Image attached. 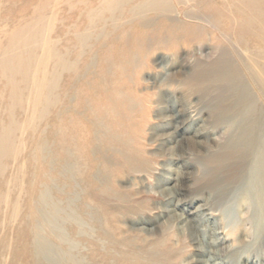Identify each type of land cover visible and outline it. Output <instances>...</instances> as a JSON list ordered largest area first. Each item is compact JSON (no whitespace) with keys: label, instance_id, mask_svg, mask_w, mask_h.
Segmentation results:
<instances>
[{"label":"rangeland","instance_id":"obj_1","mask_svg":"<svg viewBox=\"0 0 264 264\" xmlns=\"http://www.w3.org/2000/svg\"><path fill=\"white\" fill-rule=\"evenodd\" d=\"M99 6L0 0V49L45 16L74 67L17 161H0V264H50L35 255L37 231L54 264H264L261 159L231 148L235 129L216 125L211 106L227 94L223 83L192 79L227 59L240 68V50L184 14L202 32L154 13L132 22L127 6L98 16L78 46L75 34ZM229 20L220 22L231 34ZM242 36V47L264 53L262 39ZM6 82L0 72V122L11 115Z\"/></svg>","mask_w":264,"mask_h":264},{"label":"bare ground","instance_id":"obj_2","mask_svg":"<svg viewBox=\"0 0 264 264\" xmlns=\"http://www.w3.org/2000/svg\"><path fill=\"white\" fill-rule=\"evenodd\" d=\"M202 1L203 7L200 6L201 0H98L102 10L89 8L86 15L87 29L82 32L77 30L76 32L80 33L75 34V40L78 46L85 43L86 39L91 37L98 16H102L104 12L113 16L124 6L128 7L130 21L142 19L147 13H154L168 23L175 22L176 28L202 32L198 27L184 25L185 21L181 17L185 16L219 32L223 39L240 50L239 60L242 66L237 68L232 60L227 59L213 69L195 74L192 79L196 81L216 79L217 82L223 83L220 88L227 91V94H219L212 100L213 118L217 120L216 125L227 124L235 129L229 140L231 148L249 147L257 152L256 156L261 159L257 165L259 167L257 172L262 175L264 174V53L257 47L253 49L249 45L242 47V42L247 44L242 35L249 33L252 36L256 35L264 44V12L262 11L264 0H222L223 3H214L218 6L213 9L210 8V3L213 1L210 3L207 0ZM182 6L188 8L182 9ZM234 10L244 16L243 22L241 21L243 27L240 26ZM223 16H228L230 19L228 30L231 34L224 33L221 29L220 21ZM45 19H47L45 16L35 19L32 23L33 27L17 30L14 36L8 38L6 46L0 49V72L7 81L6 100L11 114L7 121L0 122V161L3 159L17 161L22 153L21 146L27 144L25 138L28 136V131L33 128L34 122L44 118L48 110L57 103L56 92L61 87L59 86L61 79L65 74L74 72L73 63L66 59L68 52L65 53L58 48L59 40H52L47 31L50 23H45ZM241 28L243 31H239ZM183 34L188 35L186 30ZM30 39L32 42L28 44ZM15 109L21 110L22 120L13 116ZM17 133L19 136L16 135ZM48 195H50L48 189L43 191L41 202L45 201ZM36 233L37 238L33 245L35 255L54 264L48 257V253L51 252L49 241L39 231Z\"/></svg>","mask_w":264,"mask_h":264}]
</instances>
